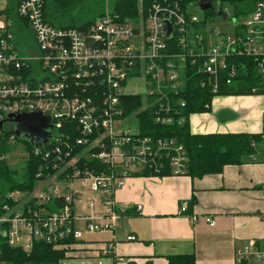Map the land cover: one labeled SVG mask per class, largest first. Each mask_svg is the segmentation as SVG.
<instances>
[{"label": "built area", "instance_id": "1", "mask_svg": "<svg viewBox=\"0 0 264 264\" xmlns=\"http://www.w3.org/2000/svg\"><path fill=\"white\" fill-rule=\"evenodd\" d=\"M44 4L0 0V142L11 147L0 160L7 153L30 155L40 161L38 181L47 180L21 207L13 209L18 191L8 192L1 207L0 233L9 246L24 251L36 240L59 247L86 233L113 231L127 213L116 203L115 191L131 175L185 174L184 145L174 137L142 134L139 118L151 114L161 125L184 122L180 109L194 73L201 76L200 87L216 94L220 83L230 84L239 66L245 67L232 62L244 56L253 60L259 81L250 94L264 96V0H254L253 10L231 33L212 28L214 43H208L198 16L178 4L152 2L143 16L139 3L137 18L125 21L106 11L85 28L49 23ZM166 20L172 25L169 39ZM170 41L182 50L170 48ZM32 112L49 117L52 128L45 143H30L27 150L9 119ZM259 134L264 143V113ZM260 142L251 141V147ZM80 161L89 165L79 167ZM88 191L96 196L88 198V212L78 214L75 201ZM204 220L214 225L210 216ZM113 246L108 242L100 255L110 254ZM234 258L264 264V238L260 245L252 239L236 248Z\"/></svg>", "mask_w": 264, "mask_h": 264}, {"label": "crops", "instance_id": "2", "mask_svg": "<svg viewBox=\"0 0 264 264\" xmlns=\"http://www.w3.org/2000/svg\"><path fill=\"white\" fill-rule=\"evenodd\" d=\"M263 113L262 95H215L207 111L188 116V129L191 134H259ZM254 154L255 160L226 164L218 173L199 177L131 175L115 191L116 203L127 213L114 230L84 234L59 264H168L172 255H193L195 264H237L236 248L252 239L260 245L264 238V143ZM94 196L88 191L76 200V212L87 213L86 202ZM182 205L186 212L181 214ZM85 223L74 224L83 228ZM130 235L134 239L128 241ZM108 242L112 252L100 255Z\"/></svg>", "mask_w": 264, "mask_h": 264}, {"label": "trees", "instance_id": "3", "mask_svg": "<svg viewBox=\"0 0 264 264\" xmlns=\"http://www.w3.org/2000/svg\"><path fill=\"white\" fill-rule=\"evenodd\" d=\"M198 0H142L143 16L147 14V8L152 2L178 4L182 9H186V4L196 5ZM223 5L232 8L228 10L227 18L235 20L243 19L254 8V0H216ZM109 14L117 21L135 19L139 12L138 0H107ZM105 0H45L43 7L46 20L62 27L85 28L96 18L102 16ZM224 8V7H223ZM203 12L210 13L209 10ZM222 16V15H221ZM206 20L202 25H206ZM170 48L177 51L182 50V46L170 41ZM234 64H244L239 66V73L230 84L220 83V88L214 94L208 87L202 88L199 85L200 77L195 74L187 83L184 106L180 109V114L184 116V122L172 124H157L151 114L140 116V132L142 134H154L158 136L174 137L181 142L188 155L187 168L185 174L191 177H199L209 173H218L226 164L240 163L247 159L249 154L255 153L251 147V141L260 142V134L244 132L236 133H208L191 134L188 129V116L191 113L205 112L210 107L211 99L215 95H251L252 87L259 85L257 71L253 60L238 56L232 60ZM206 104H208L206 106ZM18 142L23 143L27 150L31 144L27 140L17 138ZM11 149L10 146L0 142V154ZM23 161L20 169L11 167L6 160H0V213L3 212L5 195L10 191H26L27 194L33 190L38 181L36 174L39 171V159L28 156ZM89 165L80 161L79 167ZM96 167H100L95 165ZM103 167V166H102ZM101 167V168H102ZM42 170V169H41ZM147 175L146 173H142ZM168 171L159 173L157 176L168 175ZM15 205L13 202H8ZM74 241H66V247L57 249L43 241H33L32 248L24 251L20 247L9 246L3 235L0 233V264H59L66 257V252ZM168 264H195L193 255H172L168 258ZM237 264H259L255 262H242Z\"/></svg>", "mask_w": 264, "mask_h": 264}, {"label": "water", "instance_id": "4", "mask_svg": "<svg viewBox=\"0 0 264 264\" xmlns=\"http://www.w3.org/2000/svg\"><path fill=\"white\" fill-rule=\"evenodd\" d=\"M213 3H216L217 6H214ZM196 5L202 11L209 10L219 19H225L229 14L228 10L221 7L216 0H198ZM165 23L167 25L166 37L169 39L172 35V25L168 20ZM9 121L13 125L14 134L32 144L45 143L50 136L52 128L50 119L40 112L11 114Z\"/></svg>", "mask_w": 264, "mask_h": 264}, {"label": "rangeland", "instance_id": "5", "mask_svg": "<svg viewBox=\"0 0 264 264\" xmlns=\"http://www.w3.org/2000/svg\"><path fill=\"white\" fill-rule=\"evenodd\" d=\"M139 3H142V0H138ZM214 6H217L216 3H213ZM224 8H229L230 9V15H232V8L226 5H223ZM109 5L107 0H105L104 3V11H109ZM186 9L189 12L194 13L196 16H198V18L200 19V21H204L206 20V26H205V35L207 38L208 43H214L217 40V37L215 36H211V30L212 28L215 29L216 31H218L219 33H223L222 35L231 33L233 30V25L235 23H242L243 19H237L235 20L234 18H225V19H219L216 16H214L211 12L207 13V12H203L197 5H190V4H186ZM139 13V12H138ZM229 15V14H228ZM221 35V34H220ZM138 84H140V82H137ZM18 151L20 153H23V149L22 147L18 148ZM21 156H19V153H14L13 155H11V153H7L6 154V162L9 166L20 169L22 166L23 161L20 158ZM149 176H153V175H149ZM45 181L47 182V180H42V181H37L33 187V190L27 194L26 191H19L18 190V195L17 198L19 199L17 204L13 207L14 208H19L23 205L24 202H26L25 198L27 196H31L33 197L36 193L40 192L43 185L45 184ZM26 194L24 197H22V195ZM22 197V198H21ZM21 198V199H20ZM13 206V205H12ZM63 246H59V247H55L57 249H62Z\"/></svg>", "mask_w": 264, "mask_h": 264}]
</instances>
